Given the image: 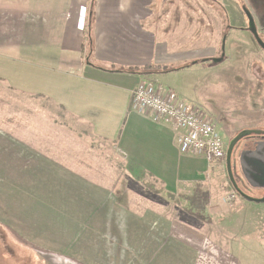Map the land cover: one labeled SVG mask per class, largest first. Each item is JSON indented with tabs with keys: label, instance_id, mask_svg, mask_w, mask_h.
<instances>
[{
	"label": "crops",
	"instance_id": "1",
	"mask_svg": "<svg viewBox=\"0 0 264 264\" xmlns=\"http://www.w3.org/2000/svg\"><path fill=\"white\" fill-rule=\"evenodd\" d=\"M161 3L0 0V83L113 143L162 187L166 200L102 187L58 162L36 135L35 127L49 121L30 119L25 135L15 133V123L7 127L9 121L0 126V240H8V255L19 247L41 264H245V249L255 259L251 264H264V222L254 203L237 200L230 210L229 195L220 194L213 215L205 206L194 211L167 203L221 191L224 167L183 154L179 131L132 107L135 89L146 80L194 103L167 80L181 70L139 72L186 61L170 53L167 36L162 39L159 17L170 10ZM248 129L264 130L259 123ZM6 255L0 248V257Z\"/></svg>",
	"mask_w": 264,
	"mask_h": 264
},
{
	"label": "rangeland",
	"instance_id": "2",
	"mask_svg": "<svg viewBox=\"0 0 264 264\" xmlns=\"http://www.w3.org/2000/svg\"><path fill=\"white\" fill-rule=\"evenodd\" d=\"M161 4L162 9L170 10L169 17L161 15L158 24L162 27V39L164 35L167 36L170 53L176 52L178 56L184 54L180 56L186 58L184 65L195 60H210L181 70L171 76V81L170 78L167 80L193 96L195 104L205 105L203 110L217 126L228 151L230 142L240 132L252 130L248 128L257 123L264 128V51L252 34L246 31L248 19L243 11L247 8L252 13L264 41V0H162ZM224 37L227 38L225 60L214 64L211 60L221 57ZM30 119L49 121L48 127L42 128L40 124L35 127L36 135L43 136V144L58 162L74 167L77 172L102 187L120 191L128 188L129 192L149 199L150 195H157L155 201L165 205L162 187L136 171L117 152L113 143L94 136L85 124L54 111L51 104L11 93L0 83V126L3 128V124L11 121L7 127L15 123V133L25 135L28 134L25 130L29 129ZM56 119L61 121L60 125L52 126L55 122L52 120ZM39 142H42L41 139ZM44 145L41 144L42 148H45ZM242 149L243 142L235 148L232 164L239 187L246 188L238 168ZM222 164L221 191L198 198L181 195L167 203L194 211L205 206L209 214L213 215L216 198L229 195V200L235 195L234 200L227 202L230 210L237 208L235 203L243 198L229 180L226 159ZM246 193L255 198L264 197V192ZM254 205L257 206V219L264 222V203ZM0 241V248L7 254L4 258L0 257V264H41L37 255L30 250L17 247L13 255H8V240ZM243 259L245 264L255 260L245 249Z\"/></svg>",
	"mask_w": 264,
	"mask_h": 264
},
{
	"label": "built area",
	"instance_id": "3",
	"mask_svg": "<svg viewBox=\"0 0 264 264\" xmlns=\"http://www.w3.org/2000/svg\"><path fill=\"white\" fill-rule=\"evenodd\" d=\"M132 107L157 124L179 131L180 150L185 155L203 156L210 164L226 159L224 139L206 111L194 103L183 102L176 92L164 91L146 80L133 93ZM236 198H229V202Z\"/></svg>",
	"mask_w": 264,
	"mask_h": 264
},
{
	"label": "water",
	"instance_id": "4",
	"mask_svg": "<svg viewBox=\"0 0 264 264\" xmlns=\"http://www.w3.org/2000/svg\"><path fill=\"white\" fill-rule=\"evenodd\" d=\"M243 11L248 19V28L246 31L252 34L258 46L264 51V41L260 37L254 16L247 8H244ZM226 41L227 38L224 37L222 43V49H221L222 51L221 57L214 58L211 60L214 64H220L225 60ZM250 137H260L261 140L250 144V146H248L250 149H246L247 146L246 145L244 149L240 152L239 168L242 177L249 188L253 190L264 191V132L262 131H258V130L242 131L230 142L226 157L227 173L231 184L233 185L235 191L238 193L240 197L252 203L260 204V203H264V197L255 198L245 193L239 187L233 172L232 158L235 148L242 140Z\"/></svg>",
	"mask_w": 264,
	"mask_h": 264
},
{
	"label": "trees",
	"instance_id": "5",
	"mask_svg": "<svg viewBox=\"0 0 264 264\" xmlns=\"http://www.w3.org/2000/svg\"><path fill=\"white\" fill-rule=\"evenodd\" d=\"M206 60V61H205ZM209 60L204 59V60H195L194 62H191L189 64H174V65H155V66H151V67H146L142 70H140L139 72H158V73H170V72H174V71H179V70H184L186 68H189L191 66H194L196 64H200V63H205L208 62Z\"/></svg>",
	"mask_w": 264,
	"mask_h": 264
},
{
	"label": "flooded vegetation",
	"instance_id": "6",
	"mask_svg": "<svg viewBox=\"0 0 264 264\" xmlns=\"http://www.w3.org/2000/svg\"><path fill=\"white\" fill-rule=\"evenodd\" d=\"M257 138H260V137H257ZM253 140H255L254 139V137H250V138H247V139H244V140H242L240 143H242L243 142V149H244V147L246 146V148H248V146H249V144L253 141ZM239 143V144H240ZM246 183V182H245ZM247 185V184H246ZM245 193L246 192H250V191H258V192H260V190H253V189H251V188H249L248 187V185H247V187L246 188H244V187H240ZM264 192V191H263Z\"/></svg>",
	"mask_w": 264,
	"mask_h": 264
}]
</instances>
